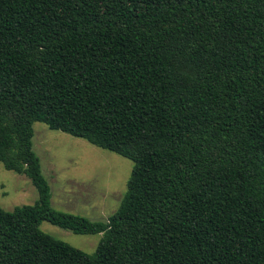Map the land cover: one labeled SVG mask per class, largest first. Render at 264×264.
Listing matches in <instances>:
<instances>
[{
  "label": "trees",
  "instance_id": "16d2710c",
  "mask_svg": "<svg viewBox=\"0 0 264 264\" xmlns=\"http://www.w3.org/2000/svg\"><path fill=\"white\" fill-rule=\"evenodd\" d=\"M36 122L132 162L106 221L52 209ZM0 163L38 194L0 264H264V0H0Z\"/></svg>",
  "mask_w": 264,
  "mask_h": 264
},
{
  "label": "rangeland",
  "instance_id": "374dc122",
  "mask_svg": "<svg viewBox=\"0 0 264 264\" xmlns=\"http://www.w3.org/2000/svg\"><path fill=\"white\" fill-rule=\"evenodd\" d=\"M32 144L50 188L53 210L98 222L116 212L126 191L131 161L38 122L33 124ZM37 199L27 177L6 170L0 163L3 210L33 205ZM39 228L89 256L95 254L103 239V234L76 235L48 222H41Z\"/></svg>",
  "mask_w": 264,
  "mask_h": 264
}]
</instances>
